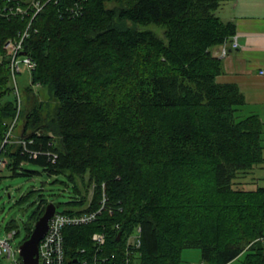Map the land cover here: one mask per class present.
Masks as SVG:
<instances>
[{
    "label": "trees",
    "instance_id": "1",
    "mask_svg": "<svg viewBox=\"0 0 264 264\" xmlns=\"http://www.w3.org/2000/svg\"><path fill=\"white\" fill-rule=\"evenodd\" d=\"M226 1L51 0L17 54L33 63L21 91L6 43L31 16L0 0L4 169L41 167L73 186L61 211L100 210L66 226L67 264H189L186 248L200 249L201 264H264V186L248 187L264 163V122L240 115L246 95L217 80L224 64L212 54L237 33L218 14ZM49 202L39 195L26 239Z\"/></svg>",
    "mask_w": 264,
    "mask_h": 264
},
{
    "label": "rangeland",
    "instance_id": "2",
    "mask_svg": "<svg viewBox=\"0 0 264 264\" xmlns=\"http://www.w3.org/2000/svg\"><path fill=\"white\" fill-rule=\"evenodd\" d=\"M147 28H151L163 36L164 28L162 26L150 24ZM21 68L22 72L17 74L16 81L17 86L22 91L25 86L31 83V70L24 63H21ZM249 113L250 108L246 105L243 107L240 115L246 116ZM23 122V118L17 121L15 137L21 134ZM29 167L39 169L41 174L33 176L14 175L9 169H4L0 172V237H5L8 227L13 224L11 228L19 230L13 243L15 247L26 240L27 225L37 208V199L40 194H43L45 198L53 201L56 205H60L58 207L59 210H63L66 201L72 199L75 194L72 184L68 185L60 181H54L56 178L63 179L62 176L49 175L41 167L33 164H30ZM249 177L253 182L248 187L256 188L264 186V163L255 166L249 172ZM250 178L248 181H250ZM28 194L27 198L22 199ZM183 258L189 264H201L200 249H184ZM242 258L243 256L234 260L231 264H240Z\"/></svg>",
    "mask_w": 264,
    "mask_h": 264
},
{
    "label": "crops",
    "instance_id": "3",
    "mask_svg": "<svg viewBox=\"0 0 264 264\" xmlns=\"http://www.w3.org/2000/svg\"><path fill=\"white\" fill-rule=\"evenodd\" d=\"M218 14L235 21L237 33L227 43L212 47V54L224 64L217 80L238 84L249 114H259L264 122V0H227ZM234 39L238 47H233Z\"/></svg>",
    "mask_w": 264,
    "mask_h": 264
},
{
    "label": "built area",
    "instance_id": "4",
    "mask_svg": "<svg viewBox=\"0 0 264 264\" xmlns=\"http://www.w3.org/2000/svg\"><path fill=\"white\" fill-rule=\"evenodd\" d=\"M27 4L26 8L23 9L21 6H18L19 12H28L29 9L35 10L34 14H38L44 6L51 0H19ZM78 1L75 2V4ZM70 10L73 13L79 11L75 6H71ZM32 22V21H31ZM29 23L27 29L21 35V39L9 40L6 43V47L13 54V69L14 71H20L21 63H24L25 66L31 68L33 66L31 58L27 54H22L18 57V52L23 48V41L26 36L29 35L28 29L31 26ZM11 45V46H10ZM239 43L236 39L233 40V47H238ZM224 53L226 51L224 50ZM18 57V58H17ZM13 130L11 129L7 134V140L12 139ZM16 141L23 143L26 146V141L19 138ZM6 166V160H0V169H4ZM105 202V199H104ZM98 211H85L80 213H66L64 211L57 210L55 214L50 219L49 229L45 236L41 239L39 243V263L38 264H67V254L65 248V229L68 225H76L82 223H88L96 219ZM19 230L16 228H8L7 234L5 237H0V264H26L24 262L23 256L21 255V245L15 247L13 245L16 235ZM93 240L98 244L102 245L105 243L106 236L104 233L95 232L93 234ZM131 243L140 245V239L138 236H133L130 239ZM114 256V255H113ZM92 262V264H97L99 259ZM129 261V260H128ZM87 261H84L85 264ZM204 264V263H202Z\"/></svg>",
    "mask_w": 264,
    "mask_h": 264
},
{
    "label": "water",
    "instance_id": "5",
    "mask_svg": "<svg viewBox=\"0 0 264 264\" xmlns=\"http://www.w3.org/2000/svg\"><path fill=\"white\" fill-rule=\"evenodd\" d=\"M57 210V205L50 201L42 216L36 221L31 236L21 245V255L26 264L39 263V243L49 229V223ZM120 235L118 238H120Z\"/></svg>",
    "mask_w": 264,
    "mask_h": 264
},
{
    "label": "bare ground",
    "instance_id": "6",
    "mask_svg": "<svg viewBox=\"0 0 264 264\" xmlns=\"http://www.w3.org/2000/svg\"><path fill=\"white\" fill-rule=\"evenodd\" d=\"M23 9H25L26 7H24V6H21ZM34 12H35V10H33V9H29L28 10V12H24L25 14H28L29 16H31V19H30V21L29 22H31V21H33L36 17H37V15L39 14H34ZM28 55V54H27ZM6 141H8L7 140V138L5 137V140H4V143L6 142ZM2 153V150H0V160L1 159H5L4 157H2L3 155L1 154ZM1 172V171H0Z\"/></svg>",
    "mask_w": 264,
    "mask_h": 264
}]
</instances>
